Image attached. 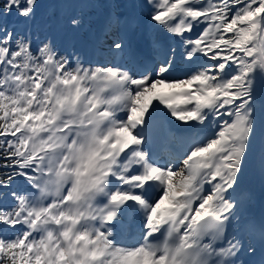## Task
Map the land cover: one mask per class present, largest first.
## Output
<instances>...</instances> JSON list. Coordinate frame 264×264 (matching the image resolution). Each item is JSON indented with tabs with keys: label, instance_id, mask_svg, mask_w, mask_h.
<instances>
[{
	"label": "snow or ice",
	"instance_id": "obj_1",
	"mask_svg": "<svg viewBox=\"0 0 264 264\" xmlns=\"http://www.w3.org/2000/svg\"><path fill=\"white\" fill-rule=\"evenodd\" d=\"M130 6L0 0V264H264V0Z\"/></svg>",
	"mask_w": 264,
	"mask_h": 264
},
{
	"label": "bare ground",
	"instance_id": "obj_2",
	"mask_svg": "<svg viewBox=\"0 0 264 264\" xmlns=\"http://www.w3.org/2000/svg\"><path fill=\"white\" fill-rule=\"evenodd\" d=\"M102 4H107L108 0H100ZM115 3L119 5V7L116 9V11H125L127 13L133 14L138 19L139 27L137 29V32L140 33L142 31H148L149 25L147 22L146 15L142 13V11L139 8L131 7V0H115ZM85 10V9H84ZM83 10V11H84ZM110 9L108 7H98L99 14L96 18L89 19L87 18V15H85L86 24L88 25L89 29H94L98 26V18L101 16H104L107 11ZM84 36L87 38L88 33L84 32ZM247 183L249 187L252 190H262L264 188V183H262L259 173L254 168L250 169L249 175L247 177Z\"/></svg>",
	"mask_w": 264,
	"mask_h": 264
},
{
	"label": "rangeland",
	"instance_id": "obj_3",
	"mask_svg": "<svg viewBox=\"0 0 264 264\" xmlns=\"http://www.w3.org/2000/svg\"><path fill=\"white\" fill-rule=\"evenodd\" d=\"M45 11H46V9H45V8H42V9H41V13H43V12H45ZM70 11H71V9H70ZM84 13L86 14V13H87V11L85 10V11H84Z\"/></svg>",
	"mask_w": 264,
	"mask_h": 264
}]
</instances>
